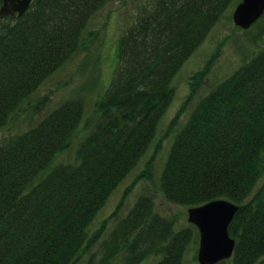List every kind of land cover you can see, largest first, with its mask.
Wrapping results in <instances>:
<instances>
[{
    "label": "trees",
    "instance_id": "1",
    "mask_svg": "<svg viewBox=\"0 0 264 264\" xmlns=\"http://www.w3.org/2000/svg\"><path fill=\"white\" fill-rule=\"evenodd\" d=\"M110 1L32 0L22 16L3 19L0 130L51 74L90 48L93 37L86 38V27ZM239 1H139L117 39L110 86L95 102L96 119L85 125L73 161L54 163L83 120L80 98L65 100L34 126L0 141V264H77L89 253L100 238L99 231L89 235V226L153 141L174 98L175 76ZM251 27L264 36V14ZM217 57L218 50L190 76L189 93L169 131ZM46 102L47 97L39 99L32 111ZM159 181L164 198L177 205L216 199L238 205L228 225L235 240L232 256L216 264L264 262V45L195 103ZM197 236L193 224L176 229L154 210L149 195H141L108 233L100 260L90 254L84 264H117L118 258L139 264L149 256L154 264H183Z\"/></svg>",
    "mask_w": 264,
    "mask_h": 264
},
{
    "label": "rangeland",
    "instance_id": "2",
    "mask_svg": "<svg viewBox=\"0 0 264 264\" xmlns=\"http://www.w3.org/2000/svg\"><path fill=\"white\" fill-rule=\"evenodd\" d=\"M139 1L146 0H111L91 18L84 33L86 38L93 37L90 48L74 54L38 87L22 105L23 110L12 115L8 123L0 130V141L34 126L65 100L80 98L84 104L83 120L73 136L70 147L57 156L54 163L73 161L76 145L88 129L85 128V125L91 126L96 119L95 102L103 97L110 86L117 62V39L125 26L133 20ZM233 9L234 6H231L225 11L202 44L182 65L175 76L173 80L174 98L157 125L153 141L136 166L112 192L104 207L89 226V235L94 236L99 231L100 238L77 264L86 263L90 254H94L95 262L100 260L103 254L102 243L108 233L115 227L117 221L127 214L141 195H149L152 198L154 210L160 215L172 219L176 229H182L191 224L187 221V207L168 202L164 198L159 179L174 137L186 121L195 103L264 45V36L259 38L255 27L241 29L234 25L232 21ZM2 22L3 19H0V23ZM216 50H218V57L209 73L204 78L196 95L169 131V124L189 93L190 76L200 70ZM44 97H47L45 106L39 112L34 109L32 111V105ZM157 145L159 146L157 147ZM143 172L146 173V177L139 178L138 176ZM130 185L131 188L118 209V205ZM113 214H116L115 217L109 219ZM107 219L109 220L103 226V222ZM198 243L199 233L196 240L193 238L188 245L183 264H198ZM120 259L118 258L114 263L122 264ZM155 259L154 256H149L139 264H154Z\"/></svg>",
    "mask_w": 264,
    "mask_h": 264
},
{
    "label": "water",
    "instance_id": "3",
    "mask_svg": "<svg viewBox=\"0 0 264 264\" xmlns=\"http://www.w3.org/2000/svg\"><path fill=\"white\" fill-rule=\"evenodd\" d=\"M0 19L22 16L32 0H0ZM264 13V0H240L232 13L233 23L241 29L250 28ZM238 205L216 199L187 209V221L199 232L197 261L199 264H216L232 256L235 240L228 233Z\"/></svg>",
    "mask_w": 264,
    "mask_h": 264
}]
</instances>
